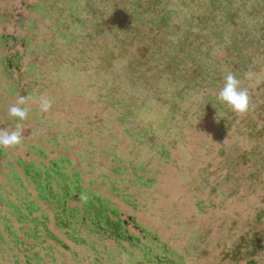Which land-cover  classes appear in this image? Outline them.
I'll list each match as a JSON object with an SVG mask.
<instances>
[{
  "label": "rangeland",
  "instance_id": "rangeland-1",
  "mask_svg": "<svg viewBox=\"0 0 264 264\" xmlns=\"http://www.w3.org/2000/svg\"><path fill=\"white\" fill-rule=\"evenodd\" d=\"M130 1L0 0V130L13 131L19 124L23 135L20 145L0 148V197L14 199L7 194L13 193L15 184L11 173L23 179L22 161L37 166L61 162L67 172L81 174L85 189L114 202L129 222L131 235L141 239L145 250L162 257L154 264H170V260L176 264H248L247 252H237L236 246L243 237L255 236L261 226L257 217L264 207V187L243 179L226 180L227 156L220 157L219 151L227 147L229 153V142L217 124L204 119L202 124L208 129L200 132L195 119L179 116L172 120L166 108L149 109L137 92L124 101L136 109L134 117L118 122L121 110L113 106L121 97L106 99L112 91L111 69L102 58L121 55L122 63L114 66L121 74L128 70L126 59L144 56L142 44L131 45V40L115 49L116 38L132 37L126 27L119 30L118 23L112 25L118 11L123 26L130 20L133 23L126 12ZM181 1L163 0L159 7L178 11L173 16L176 26L188 14ZM154 35L148 32L147 39ZM12 67H20V72ZM20 83L23 88L18 87ZM123 89L127 93V87ZM22 96L27 100L20 106L27 108L28 116L19 121L8 109ZM42 98L51 102L47 112L41 111ZM161 120L168 123L166 130ZM175 128L184 134H176ZM148 132L156 138H148ZM180 136L183 141L171 150L168 146L169 153L161 147L151 149L154 139L159 146V142L172 146ZM140 176L143 181L152 179L151 184L143 186ZM113 186L121 196H132L128 198L132 203L116 199ZM0 209L4 210L3 204ZM66 243L79 253V262L62 249L56 261L44 263H91L85 261L87 255H95L87 250L88 245ZM105 245L107 256L99 255L100 263L132 264L130 257L118 255L112 242ZM134 252L142 258L139 250ZM253 259L264 264V252ZM139 263L147 264L142 259Z\"/></svg>",
  "mask_w": 264,
  "mask_h": 264
},
{
  "label": "trees",
  "instance_id": "trees-1",
  "mask_svg": "<svg viewBox=\"0 0 264 264\" xmlns=\"http://www.w3.org/2000/svg\"><path fill=\"white\" fill-rule=\"evenodd\" d=\"M134 1L126 8L133 23L130 20L123 26L119 11L112 20V25L118 23L119 30L126 27L127 33L132 35L129 39L116 38L115 49L131 40V45L142 44L144 56L126 59L128 70L121 74L114 70L115 63H122L121 55L113 53L102 58L111 69L112 91L105 95L106 99L121 97L113 106L121 110L118 122H125L127 116L134 117L136 109L130 102H124L133 92L146 101L149 109L166 108L172 120L179 116L185 120L195 119L200 132L208 129L202 120L211 119L223 139L229 142V153L227 147L219 151L220 157L227 156L226 180L243 179L264 187V0H195L192 3L182 0L180 6L188 14L177 26L173 16H178V11L159 10L163 0H145L146 4L143 0H136V4ZM148 32L158 38L147 39ZM141 36L144 41L138 38ZM3 62L8 69L7 59ZM19 69L16 70L20 72ZM229 72L249 94L250 108L244 114L232 112L216 101ZM18 87L24 85L20 83ZM31 87L29 91L34 95ZM161 126L166 130L168 123L161 120ZM189 128H194L192 123ZM175 132L184 134L180 128H175ZM147 137L153 139L156 134L148 132ZM180 141H183L182 136L172 146L166 142H159V146L154 139L151 149L161 147L169 153L168 146L171 150L179 146ZM21 164L23 179L12 172L13 193L6 191L14 199L0 197L4 207L0 209V264L1 261L45 264L46 260L56 261V254L62 249L71 253L73 262H79V253L66 241L88 245L87 250L95 254L94 258L86 256L85 261H91L89 264L102 263L97 258L107 256V242L117 246L118 255L130 257L132 264H138L141 259L147 264L160 262L162 257L145 250L141 239L131 235L129 222L122 218L114 202L84 188L79 172H67L64 163L55 161L41 166L25 161ZM138 179L141 184L145 182L143 186L152 182V179L143 181L141 176ZM112 193L116 199L132 203L128 200L132 196H121L117 187H112ZM258 221L261 226L255 236L243 237L236 246L237 252H247L248 264H257L253 258L264 252V207ZM134 250L141 252V259L135 257ZM105 259L113 262V259Z\"/></svg>",
  "mask_w": 264,
  "mask_h": 264
},
{
  "label": "clouds",
  "instance_id": "clouds-1",
  "mask_svg": "<svg viewBox=\"0 0 264 264\" xmlns=\"http://www.w3.org/2000/svg\"><path fill=\"white\" fill-rule=\"evenodd\" d=\"M250 75V74H249ZM26 97H20L17 104L9 107L8 112L12 117L23 121L28 116L26 107H21L26 103ZM216 101L220 106H226L232 112L237 114H244L250 108V98L246 89L241 87L240 80L234 74L229 72L223 80V85L216 95ZM216 108V104H213ZM51 107V102L48 99H41V111L47 112ZM23 135L20 125L13 131L0 130V148L10 149L22 143Z\"/></svg>",
  "mask_w": 264,
  "mask_h": 264
}]
</instances>
